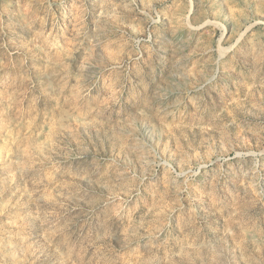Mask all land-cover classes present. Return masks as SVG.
I'll list each match as a JSON object with an SVG mask.
<instances>
[{"label":"rangeland","instance_id":"rangeland-1","mask_svg":"<svg viewBox=\"0 0 264 264\" xmlns=\"http://www.w3.org/2000/svg\"><path fill=\"white\" fill-rule=\"evenodd\" d=\"M0 264H264V0H0Z\"/></svg>","mask_w":264,"mask_h":264}]
</instances>
